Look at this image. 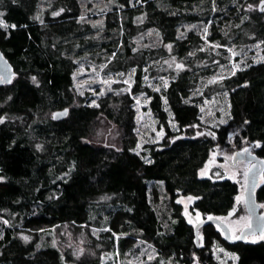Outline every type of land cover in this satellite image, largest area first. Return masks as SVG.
<instances>
[{"label": "trees", "instance_id": "trees-1", "mask_svg": "<svg viewBox=\"0 0 264 264\" xmlns=\"http://www.w3.org/2000/svg\"><path fill=\"white\" fill-rule=\"evenodd\" d=\"M261 1L109 0L92 26L82 0H0V48L14 68L13 79L0 83V264H141L140 254L142 264H219L215 245L235 254L236 264H264V240L229 244L213 223L200 228L198 247L180 202L191 198L190 211L204 218L226 216L239 184L203 177L201 169L214 151L251 148L264 159V62L206 87L205 95L229 103L226 125L202 123L191 100L200 76L228 66V47L264 52ZM144 35L160 44L137 47ZM87 57L107 71L135 69L131 93L87 102L74 84L77 62ZM172 57L188 69L164 70ZM146 68L172 77L162 93L145 85ZM143 92L166 133L146 146L149 160L135 151L132 95ZM66 108V118H53ZM106 125L116 129L114 142L99 139ZM256 196L264 203V173ZM55 229H76L82 243L60 247ZM107 252L114 258L101 263Z\"/></svg>", "mask_w": 264, "mask_h": 264}, {"label": "rangeland", "instance_id": "rangeland-1", "mask_svg": "<svg viewBox=\"0 0 264 264\" xmlns=\"http://www.w3.org/2000/svg\"><path fill=\"white\" fill-rule=\"evenodd\" d=\"M83 1V18L85 22L90 23L92 26H97L99 20L93 19V14L101 11V15L104 19V14L110 9L109 0H82ZM192 26H187V30H191ZM208 26L205 28V37L208 35ZM207 38V37H206ZM160 44L159 38H149L144 35L138 42L137 47H153ZM208 47L207 45H205ZM229 64L224 66L222 64L217 65V69L214 74L209 77L200 76L197 81V86L194 88L191 96V100L199 105L200 109V121L205 124H209L214 128H219L226 125L230 120L229 103L223 99V97L205 95L207 91L206 87L219 81L220 79L229 77L232 73H235L242 68L248 67L249 64H257L264 62V52L261 45L244 47L242 50H237L235 47H228ZM250 62V63H249ZM249 63V64H248ZM167 67L164 69L168 71L170 68L175 71L176 68L187 70V63L178 60L176 57H172V61H165ZM107 64L96 63L91 57L79 60L77 62V68L74 72V84L76 91L83 98L87 99V102L96 104L97 99L102 96L114 93L122 92L131 93L133 86L135 85V69H131L128 72H112L107 71ZM229 67V68H228ZM229 69V70H228ZM165 71V72H166ZM175 76L178 72L174 73ZM172 77L170 75H155L152 76L150 69L146 68V75L144 77L145 85L152 91L163 92L170 84ZM118 93V94H119ZM135 106L137 108V133L139 136V142L135 149L138 154H141L147 160H149L148 149L146 146L149 144L157 145L162 143L165 137V130L159 120L155 117L150 109V97L147 93H141L138 96H133ZM165 101V110L169 114L168 123L171 128L177 130L178 126L174 120L169 106ZM117 133L116 129L106 125L101 130V137L99 139L114 142ZM245 150V149H243ZM234 151H214L211 157L205 163L200 171V175L207 178L222 179L229 178L237 182L240 186V193L237 197H240V201H237L235 207L221 219L230 227L232 236L236 237L247 226L250 225V215L245 206V188L246 179L245 173H247L250 163L246 161H240L236 165H233L223 159L224 157H230L232 162ZM222 155L223 158L219 156ZM262 183V178H261ZM180 202L184 206V214L188 218L189 222L195 226V224L204 219L200 213L192 214L190 211L191 200L186 197H182ZM264 205V203H261ZM261 212L264 213V207L261 208ZM67 231V233H66ZM52 240L56 242L60 247L66 248L71 246L74 249L78 248V243H82V238L76 229L63 230L55 229L50 234ZM63 237V238H62ZM264 240V234L250 235L246 238L248 242H257ZM89 253L96 255L95 249H88ZM213 258L219 264H236V255L226 249L222 245H215L212 249ZM81 253V251H78ZM114 258L113 253L107 252L101 256V263L110 261ZM144 254L138 256L137 262L141 264L144 262Z\"/></svg>", "mask_w": 264, "mask_h": 264}, {"label": "water", "instance_id": "water-1", "mask_svg": "<svg viewBox=\"0 0 264 264\" xmlns=\"http://www.w3.org/2000/svg\"><path fill=\"white\" fill-rule=\"evenodd\" d=\"M259 12L264 14V0H262L259 5ZM4 76L0 83H8L14 77V68L8 59L4 56L2 49L0 48V77ZM247 86V85H246ZM66 112L69 114V109L59 110L53 113V118L58 113ZM67 115L60 116L59 118H54L55 120H61L67 117ZM239 161H246L250 163V167L247 171L246 188H245V206L246 210L250 215V225L245 227L238 236L234 237L231 234L230 227L217 216H209L203 220L197 222L194 227L195 231V242L199 247V230L202 226L209 223L217 225L221 232L223 233L224 239L229 244H236L239 242L246 241V238L250 235L264 234V213L261 212V204L257 201L256 191L261 185V178L264 173V159L260 158L256 154L251 152V148L247 151L241 149H235L233 155V163Z\"/></svg>", "mask_w": 264, "mask_h": 264}, {"label": "snow or ice", "instance_id": "snow-or-ice-1", "mask_svg": "<svg viewBox=\"0 0 264 264\" xmlns=\"http://www.w3.org/2000/svg\"><path fill=\"white\" fill-rule=\"evenodd\" d=\"M33 80H35V78H33ZM63 115H67V113L66 112H64V113H58V114H56V116H54V118H59L60 116H63ZM3 121L2 120H0V123H2ZM245 151H247V149H245ZM245 179H247V173H245ZM189 199H191V198H189ZM240 197H237V201L239 202L240 201ZM261 207H264V205H261ZM209 219H212L211 217H209ZM25 239H27L26 237H25Z\"/></svg>", "mask_w": 264, "mask_h": 264}, {"label": "flooded vegetation", "instance_id": "flooded-vegetation-1", "mask_svg": "<svg viewBox=\"0 0 264 264\" xmlns=\"http://www.w3.org/2000/svg\"><path fill=\"white\" fill-rule=\"evenodd\" d=\"M3 77L4 76H1L0 78H1V80L3 79ZM220 158H223L222 157V155H220L219 156ZM223 159H225L226 161H228L229 163H231V164H233V165H236L238 162H236V163H233V159H232V162L229 160L230 159V157L228 158V157H224ZM240 162V161H239Z\"/></svg>", "mask_w": 264, "mask_h": 264}]
</instances>
